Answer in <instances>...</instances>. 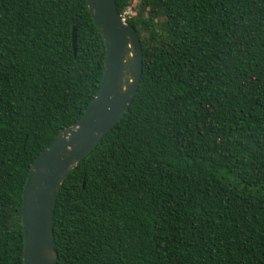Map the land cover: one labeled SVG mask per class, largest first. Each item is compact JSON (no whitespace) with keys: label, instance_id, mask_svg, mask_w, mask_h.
<instances>
[{"label":"trees","instance_id":"1","mask_svg":"<svg viewBox=\"0 0 264 264\" xmlns=\"http://www.w3.org/2000/svg\"><path fill=\"white\" fill-rule=\"evenodd\" d=\"M115 1L142 80L59 193V264H264V0ZM105 57L87 0H0V264H24L30 169Z\"/></svg>","mask_w":264,"mask_h":264},{"label":"water","instance_id":"2","mask_svg":"<svg viewBox=\"0 0 264 264\" xmlns=\"http://www.w3.org/2000/svg\"><path fill=\"white\" fill-rule=\"evenodd\" d=\"M105 43L103 77L81 118L63 129L34 161L22 196L24 264H59L54 211L69 174L99 145L131 107L138 93L144 53L136 28L115 0H87ZM76 28L74 54L78 53Z\"/></svg>","mask_w":264,"mask_h":264},{"label":"rangeland","instance_id":"3","mask_svg":"<svg viewBox=\"0 0 264 264\" xmlns=\"http://www.w3.org/2000/svg\"><path fill=\"white\" fill-rule=\"evenodd\" d=\"M130 13H132V11L129 10V11L127 12V14H130Z\"/></svg>","mask_w":264,"mask_h":264},{"label":"built area","instance_id":"4","mask_svg":"<svg viewBox=\"0 0 264 264\" xmlns=\"http://www.w3.org/2000/svg\"><path fill=\"white\" fill-rule=\"evenodd\" d=\"M123 16V15H122ZM124 17V19H126V17L125 16H123Z\"/></svg>","mask_w":264,"mask_h":264}]
</instances>
